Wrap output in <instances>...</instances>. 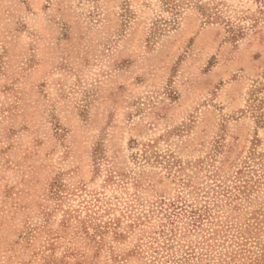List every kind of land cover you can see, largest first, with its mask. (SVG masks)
Here are the masks:
<instances>
[{
    "label": "rangeland",
    "instance_id": "obj_1",
    "mask_svg": "<svg viewBox=\"0 0 264 264\" xmlns=\"http://www.w3.org/2000/svg\"><path fill=\"white\" fill-rule=\"evenodd\" d=\"M257 87L264 0H0V264H264Z\"/></svg>",
    "mask_w": 264,
    "mask_h": 264
},
{
    "label": "trees",
    "instance_id": "obj_2",
    "mask_svg": "<svg viewBox=\"0 0 264 264\" xmlns=\"http://www.w3.org/2000/svg\"><path fill=\"white\" fill-rule=\"evenodd\" d=\"M164 5H166V8L169 10V11H172L173 13H178L179 9L182 7L183 5V2L185 0H160ZM189 2H191L192 0H187ZM199 5V10H201L204 15L206 16V18L208 20H218L219 18L216 16L218 15L217 13H215L213 10H214V7H211L210 5L208 4H197ZM262 90H264V87H257L254 91H253V96H255L257 93L261 92ZM256 100V99H255ZM193 225L195 226V223H193ZM160 245V244H159ZM174 245L173 244H170V246H165L164 249H166V251H169L170 249H172ZM184 253L187 254V256L185 257H188L189 255V258L190 257H193L195 256V251H194V248L193 249H187L185 251H183ZM163 258V257H162ZM189 258H185V261H188ZM162 260L159 261V263L161 262ZM152 264H157L156 262H153V260L151 261ZM162 264H167V261H164L163 260V263Z\"/></svg>",
    "mask_w": 264,
    "mask_h": 264
}]
</instances>
